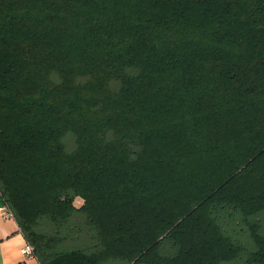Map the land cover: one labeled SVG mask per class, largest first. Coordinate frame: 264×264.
I'll return each instance as SVG.
<instances>
[{"label": "trees", "instance_id": "obj_1", "mask_svg": "<svg viewBox=\"0 0 264 264\" xmlns=\"http://www.w3.org/2000/svg\"><path fill=\"white\" fill-rule=\"evenodd\" d=\"M0 195L36 264H264V0H0Z\"/></svg>", "mask_w": 264, "mask_h": 264}, {"label": "crops", "instance_id": "obj_2", "mask_svg": "<svg viewBox=\"0 0 264 264\" xmlns=\"http://www.w3.org/2000/svg\"><path fill=\"white\" fill-rule=\"evenodd\" d=\"M25 239L12 214L5 207L0 195V264H17L21 258L20 248ZM27 264H36L33 257L27 259Z\"/></svg>", "mask_w": 264, "mask_h": 264}, {"label": "built area", "instance_id": "obj_3", "mask_svg": "<svg viewBox=\"0 0 264 264\" xmlns=\"http://www.w3.org/2000/svg\"><path fill=\"white\" fill-rule=\"evenodd\" d=\"M21 258L18 260L17 264H27V259L33 257V250L29 243L26 241L20 248Z\"/></svg>", "mask_w": 264, "mask_h": 264}, {"label": "rangeland", "instance_id": "obj_4", "mask_svg": "<svg viewBox=\"0 0 264 264\" xmlns=\"http://www.w3.org/2000/svg\"><path fill=\"white\" fill-rule=\"evenodd\" d=\"M68 143H69V145H71V142H70V141H68ZM81 202H82V199H81V197H79V196H76V197L73 199V203H74L75 205H79Z\"/></svg>", "mask_w": 264, "mask_h": 264}]
</instances>
